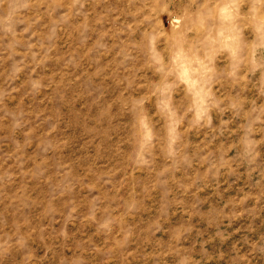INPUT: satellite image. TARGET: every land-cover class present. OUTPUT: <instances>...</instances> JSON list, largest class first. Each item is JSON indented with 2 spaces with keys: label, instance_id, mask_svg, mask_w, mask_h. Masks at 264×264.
<instances>
[{
  "label": "rangeland",
  "instance_id": "rangeland-1",
  "mask_svg": "<svg viewBox=\"0 0 264 264\" xmlns=\"http://www.w3.org/2000/svg\"><path fill=\"white\" fill-rule=\"evenodd\" d=\"M0 264H264V0H0Z\"/></svg>",
  "mask_w": 264,
  "mask_h": 264
}]
</instances>
